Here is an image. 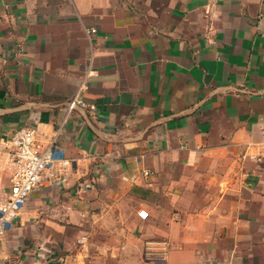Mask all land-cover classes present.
I'll use <instances>...</instances> for the list:
<instances>
[{
    "label": "crops",
    "instance_id": "1",
    "mask_svg": "<svg viewBox=\"0 0 264 264\" xmlns=\"http://www.w3.org/2000/svg\"><path fill=\"white\" fill-rule=\"evenodd\" d=\"M24 125L0 264H264V0H0V192Z\"/></svg>",
    "mask_w": 264,
    "mask_h": 264
},
{
    "label": "built area",
    "instance_id": "2",
    "mask_svg": "<svg viewBox=\"0 0 264 264\" xmlns=\"http://www.w3.org/2000/svg\"><path fill=\"white\" fill-rule=\"evenodd\" d=\"M94 29H88L89 33H94ZM92 72L91 68L87 69L82 89L87 87L86 81ZM77 106L94 108L87 104L80 94L68 100L67 112ZM261 132L263 138L261 152L254 156L258 162L264 160V125L261 126ZM7 144L10 152L11 172L7 191L0 192V238L20 214L29 192L37 185L42 172L52 169L55 165L65 166L70 162L64 151L55 144L54 138L43 142L37 127L33 125L16 128Z\"/></svg>",
    "mask_w": 264,
    "mask_h": 264
}]
</instances>
